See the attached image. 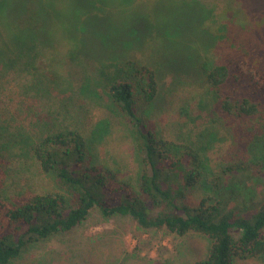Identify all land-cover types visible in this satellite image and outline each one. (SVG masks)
I'll list each match as a JSON object with an SVG mask.
<instances>
[{
	"label": "trees",
	"instance_id": "1",
	"mask_svg": "<svg viewBox=\"0 0 264 264\" xmlns=\"http://www.w3.org/2000/svg\"><path fill=\"white\" fill-rule=\"evenodd\" d=\"M48 5L53 7L45 0H0V61L6 66L16 68L22 62L24 69L39 68L51 39ZM241 13L255 27L264 22L263 12L245 13L240 8L233 15L240 20ZM92 16H87L90 24L98 18ZM201 68L219 110L232 119L228 132L242 144L232 143L235 148L215 160L208 155L216 134L212 128L203 131L204 140L177 141L156 131L148 110L159 94L157 73L133 59L108 66L99 87L108 97L109 110L128 125L134 170L111 165L100 156V142L110 133L109 119L88 130L47 121L49 129L32 136L23 128L11 132L14 112L0 111V264H13L36 242L73 230L93 210L105 217L131 216L144 228H167L179 237L192 231L202 234L209 244L194 264L264 259V198L252 206L246 197L242 205L231 206L233 196H227L233 189L231 177L264 180V69L257 58L232 65L207 60ZM243 79L249 85L243 93L238 86L225 92L230 80L241 85ZM90 89L83 85V90ZM15 160L38 165L53 178L55 189L12 195L7 174Z\"/></svg>",
	"mask_w": 264,
	"mask_h": 264
},
{
	"label": "rangeland",
	"instance_id": "2",
	"mask_svg": "<svg viewBox=\"0 0 264 264\" xmlns=\"http://www.w3.org/2000/svg\"><path fill=\"white\" fill-rule=\"evenodd\" d=\"M47 1L53 5H48L47 18L52 32L39 68L24 69L22 62L13 68L0 61V111L14 112L11 132L23 128L35 136L49 129L47 121L88 130L109 119L100 156L111 165L136 169L128 125L109 110L99 87L108 66L133 59L156 70L159 94L148 114L158 133L177 141L204 140L203 131L212 128L216 134L208 155L214 160L242 147L228 132L232 119L219 110L201 66L207 60L232 65L257 58L264 69V22L255 27L241 13L242 25L233 15L240 8L264 13V0H88L89 8L83 0ZM90 14L98 17L93 24ZM84 84L92 89L83 90ZM95 86L99 93L94 94ZM237 86L242 92L248 81L240 85L230 80L225 92ZM230 179L235 183L227 190L231 206L242 205L246 197L252 206L264 198V180L255 183L240 174ZM7 186L14 196L55 189L53 178L38 165L18 160L8 171ZM208 244L197 232L179 237L167 228H144L131 216L105 217L93 210L73 230L36 242L13 264H194L205 256ZM235 264H264V259H237Z\"/></svg>",
	"mask_w": 264,
	"mask_h": 264
}]
</instances>
